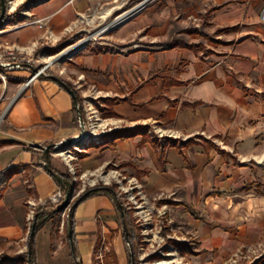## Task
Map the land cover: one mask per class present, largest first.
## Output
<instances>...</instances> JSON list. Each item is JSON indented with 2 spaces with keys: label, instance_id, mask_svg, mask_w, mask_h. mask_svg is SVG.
Instances as JSON below:
<instances>
[{
  "label": "crops",
  "instance_id": "1",
  "mask_svg": "<svg viewBox=\"0 0 264 264\" xmlns=\"http://www.w3.org/2000/svg\"><path fill=\"white\" fill-rule=\"evenodd\" d=\"M28 1L12 0L7 14L19 15L0 24L6 78L0 79V254L27 251V203L43 206L60 190L43 150L80 133L62 83L80 98L88 122L93 106L101 112L77 144L73 165L80 178L100 177L98 185L114 192L76 206L73 241L61 237L67 214L56 232L54 218L45 223L34 238L36 264H104L109 247L110 264H130L116 196L124 179L174 202L204 254L213 256L207 264L252 243L264 225V193L245 191L264 166V144L253 137L264 121V0H177L182 23L196 12L198 23L169 38L151 29L135 42L150 25L143 12L101 31L111 33L117 49L87 44L63 61L58 75L49 64L70 37L92 30L88 12L105 8L104 22L132 0H30L26 8ZM39 61L42 72L31 79ZM57 157L50 153L52 169L73 180L71 166L64 171ZM20 244L26 250L10 252Z\"/></svg>",
  "mask_w": 264,
  "mask_h": 264
},
{
  "label": "rangeland",
  "instance_id": "2",
  "mask_svg": "<svg viewBox=\"0 0 264 264\" xmlns=\"http://www.w3.org/2000/svg\"><path fill=\"white\" fill-rule=\"evenodd\" d=\"M165 1L169 2V6ZM176 1L177 0H132L127 6L117 9L115 13L104 22L102 16L106 12L105 8L99 7L98 10L88 12L90 14H88V16L93 18L90 28L92 30L81 34H75L63 45L59 46L57 49L60 50L56 54L59 56L55 57L53 62L49 64L48 71L52 72L54 75H58L63 61L67 60V58L70 59L74 52L80 48H84L87 44H92V46L96 48L101 47L109 51H114L117 49V46L111 42V33L108 31L101 34V31L103 29L107 30V28L109 30H114L127 20L135 18L143 12L149 11L148 20L150 25L146 27L144 31H141V33H136L134 35L135 42L140 40L142 33L145 34L151 29H154L158 35L169 38L172 35L182 33L183 28H193L198 23V20L195 19L199 16L198 13H195L196 17H188V19L184 21L185 23H182V19L184 20L185 18L181 19V16H178L179 18L177 17ZM30 4L31 1L29 0L25 7H29ZM20 14L22 15V12ZM122 19L123 21H121ZM200 23L198 26H200ZM202 53L206 56L205 49ZM42 66L43 61H39L35 65V68L39 70ZM261 106L263 108V113L264 102H262L260 107ZM99 108V105L92 107V111L95 113L91 116L92 121L88 122L86 120L87 115H84L83 120L85 129L81 139L69 144H59L58 149L54 148L50 150V153L53 155H59L57 158H59L60 164L64 167V171L67 170L69 172L71 166L74 173V186L71 191L72 196L69 201V206L62 212H59L53 219L54 232L58 231V227H61V219L64 220L66 218V214L69 212L70 205L74 200L86 189L101 183L100 177L96 180L89 176L80 178L76 167L73 165L77 158L75 153L78 154L81 152V150H77V144L84 142V137L90 134V130L94 127L92 124L95 118H101ZM263 124L264 121L253 134V137L257 135L255 140L261 141L262 144H264V133L258 134V129L264 128ZM253 125L256 126L257 121H255ZM88 144L93 145L92 140H90ZM108 171V169L102 170L101 175H106V173H109ZM255 171L259 177H256L257 181H255V183L250 185L247 184L245 191L252 190L264 193V166L260 170L255 169ZM136 186L137 185L132 184L128 179H124L122 183L120 182L117 185L116 189L118 201L130 215L128 230L132 240V248L130 245L126 246V258L132 254L135 258V264H207L209 260H213L212 255L204 254L203 250L200 248L197 234L187 226L185 220L178 214V210L173 207L174 203L170 198L167 199L165 197L147 194L141 187L137 188ZM47 205L51 204L47 202L45 205L40 206L29 201L26 205L28 213L27 223L32 225V220L34 219L37 209L40 207L45 208ZM262 205V213L264 214V201ZM30 227L31 226H29V229ZM26 228L28 229L27 225ZM61 237L66 239V233L63 232ZM22 245L23 244H20V246H13L10 252L13 253L19 250L17 247H20L21 250H26ZM1 249L7 251L5 246H1ZM104 253L105 255L102 254L105 259L104 264H110L112 258L111 247L105 250ZM97 255L100 256L99 252ZM259 261L264 262V225L260 234L255 236V240L252 243L239 246L228 256L223 258L221 262L213 264H255Z\"/></svg>",
  "mask_w": 264,
  "mask_h": 264
},
{
  "label": "trees",
  "instance_id": "3",
  "mask_svg": "<svg viewBox=\"0 0 264 264\" xmlns=\"http://www.w3.org/2000/svg\"><path fill=\"white\" fill-rule=\"evenodd\" d=\"M18 15H19V11L15 12L12 15H8L6 13L4 18L2 19V21L0 22V24H3L4 22L10 20V18L17 17ZM59 83H61V82H59ZM67 86L69 88H71V85L67 84ZM75 98H76L77 103L79 104V109H80L81 116L84 119V112H83V109H82V107L80 105V98L76 95V93H75ZM45 157H46V155L44 153H42V159H45ZM47 161H49V162L51 161L50 153L48 155ZM53 171L57 174L59 179L65 185V189L63 190V188L60 186V190L63 193H65V190L66 191H71L73 186H74L72 177L69 174L60 173V172L55 171L54 169H53ZM109 189L112 192H114V188L113 187L106 188V187H104L102 185H98V186H95V187H92V188H88L79 197H77L74 200V202L70 205V210L67 213V220H66V222L63 225V230H64V232L66 233L67 236H68L69 232H71L72 241H73V213H74V210L76 209V206L79 203H81L82 201H84L87 198H89L90 196L96 195L97 193H99L101 191H110ZM76 201H79V202H78V204L76 206H74V203ZM61 203H62V201L59 204H57V205H52L51 204V205H47L45 208L40 207L39 209H37V211L35 212L34 219L32 220V224L35 223V230H34V234H33L32 237L29 234L27 251L24 252V253H21V254L2 253V254H0V264L22 263L24 261H26L27 264H36L35 249H34L35 234L40 228H42L45 225V223H47L49 220L55 218L58 215L59 212H55V209ZM186 208L192 214H195L194 211L190 207L186 206ZM119 213H120V217H121V220L123 222V225L125 227V232H124L125 242L127 244H129L130 247L132 248V240L130 238L129 230H128L129 221H130V215H129V212L127 210H125L120 203H119ZM1 245L4 246V244H1ZM129 259H130V261H129L130 264H135L134 256L132 258V256L129 255ZM255 264H264V262L259 261V262L255 263Z\"/></svg>",
  "mask_w": 264,
  "mask_h": 264
},
{
  "label": "water",
  "instance_id": "4",
  "mask_svg": "<svg viewBox=\"0 0 264 264\" xmlns=\"http://www.w3.org/2000/svg\"><path fill=\"white\" fill-rule=\"evenodd\" d=\"M8 12V6H7V1L5 0H0V22L2 21V19L4 18L5 14ZM1 67V65H0ZM37 72V70H34V73L35 74ZM53 79H56L55 77H53ZM63 87L67 90V92L70 94V96L72 97L73 101H74V105H75V109H76V112H77V115H78V119H79V124H80V133L79 135L76 137V138H70L68 139L66 142H63V143H71V142H75L79 139L82 138V136L84 135V129H85V124H84V120H83V117L81 116V113H80V109H79V104L77 103L76 101V98H75V94L73 92V90H71L70 88H68L66 86V84H63ZM62 143V144H63ZM61 145V144H60ZM58 146L59 145H56V144H50L48 145L44 150H43V153L46 155L44 161H45V168L46 170L48 171V173L58 182V184L63 188V190L65 189V185L64 183L59 179V177L57 176V174L53 171V169L50 167V162L47 161L48 159V155L50 153V150L51 149H58ZM72 191V190H71ZM71 191H66L65 190V193H64V198H63V201L62 203L55 209V212H62L63 210H65L68 206H69V201H70V198H71ZM79 201H76L74 203V206H76L78 204ZM34 230H35V223H33L31 225V228H30V236L32 237L33 234H34ZM69 238L71 240V232H69ZM132 258H133V255L131 254Z\"/></svg>",
  "mask_w": 264,
  "mask_h": 264
},
{
  "label": "built area",
  "instance_id": "5",
  "mask_svg": "<svg viewBox=\"0 0 264 264\" xmlns=\"http://www.w3.org/2000/svg\"><path fill=\"white\" fill-rule=\"evenodd\" d=\"M11 2L10 0L7 1V6H8V12L11 11ZM261 21L264 22V8L262 9V12H261ZM42 72V68L39 70H37V72L35 74L32 75L31 79L37 77L40 73ZM0 79L4 82L6 80L5 76L2 75L0 73ZM28 84V82L25 84V86ZM63 197H64V193L61 191V190H58L56 191L55 193H53L49 200H48V203L52 204V205H57L59 204L61 201H63ZM33 204H35L33 202ZM31 228V227H30Z\"/></svg>",
  "mask_w": 264,
  "mask_h": 264
},
{
  "label": "bare ground",
  "instance_id": "6",
  "mask_svg": "<svg viewBox=\"0 0 264 264\" xmlns=\"http://www.w3.org/2000/svg\"><path fill=\"white\" fill-rule=\"evenodd\" d=\"M12 8H13V6H12ZM12 8H11V9H12ZM105 30H106V29H105Z\"/></svg>",
  "mask_w": 264,
  "mask_h": 264
}]
</instances>
